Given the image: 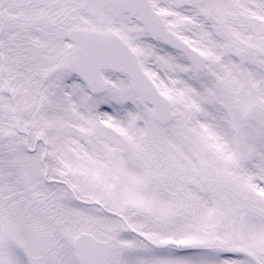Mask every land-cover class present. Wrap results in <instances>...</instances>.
<instances>
[{"label": "snow or ice", "instance_id": "6c2138e0", "mask_svg": "<svg viewBox=\"0 0 264 264\" xmlns=\"http://www.w3.org/2000/svg\"><path fill=\"white\" fill-rule=\"evenodd\" d=\"M0 264H264V0H0Z\"/></svg>", "mask_w": 264, "mask_h": 264}]
</instances>
